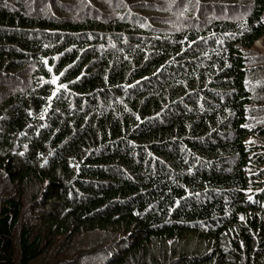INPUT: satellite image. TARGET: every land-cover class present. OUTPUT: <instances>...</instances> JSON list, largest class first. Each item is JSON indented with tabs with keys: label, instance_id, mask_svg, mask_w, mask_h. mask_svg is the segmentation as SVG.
<instances>
[{
	"label": "trees",
	"instance_id": "trees-1",
	"mask_svg": "<svg viewBox=\"0 0 264 264\" xmlns=\"http://www.w3.org/2000/svg\"><path fill=\"white\" fill-rule=\"evenodd\" d=\"M249 1L0 0V264H264Z\"/></svg>",
	"mask_w": 264,
	"mask_h": 264
},
{
	"label": "rangeland",
	"instance_id": "rangeland-1",
	"mask_svg": "<svg viewBox=\"0 0 264 264\" xmlns=\"http://www.w3.org/2000/svg\"><path fill=\"white\" fill-rule=\"evenodd\" d=\"M198 1H202V2H213V1H216V0H198ZM218 1V0H217ZM221 2H224V3H227V4H224L222 7L223 9H230V10H234L235 7H238L240 5H242V3H238V0H234L233 2L231 1H225V0H219ZM249 4L251 6V0L249 1ZM243 8H246V7H243ZM252 49H254L256 52H261V53H264V41H261L260 39L255 41L254 45L251 47ZM261 61V58L257 55H255V62L256 63H259ZM262 71V70H261ZM260 70H258V72L261 73ZM260 96H264V92H260L259 95ZM95 236H97V240L99 238V234L98 233H94ZM95 236H90V235H84V236H80V238L77 240L76 243H80L81 245H88L89 243H94L95 242V239L94 238ZM74 248V247H72ZM98 254V253H96ZM91 258H94V260H91L90 258H88L89 262H94L95 260H97L98 258H100V255H95V254H92L90 255ZM89 257V256H88ZM61 256L60 255H57L53 252H45L43 253L42 256H40L37 260H35L32 264H55V263H58V261L60 260ZM98 262V261H97ZM100 262H101V259H100ZM100 264V263H99Z\"/></svg>",
	"mask_w": 264,
	"mask_h": 264
},
{
	"label": "snow or ice",
	"instance_id": "snow-or-ice-1",
	"mask_svg": "<svg viewBox=\"0 0 264 264\" xmlns=\"http://www.w3.org/2000/svg\"><path fill=\"white\" fill-rule=\"evenodd\" d=\"M55 81H56V77H53L52 78V83H55ZM60 87H64L63 85H60ZM249 199H251V197H249Z\"/></svg>",
	"mask_w": 264,
	"mask_h": 264
}]
</instances>
